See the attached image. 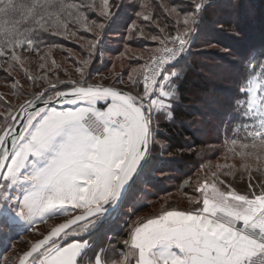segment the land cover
I'll return each instance as SVG.
<instances>
[{
  "label": "snow or ice",
  "instance_id": "obj_1",
  "mask_svg": "<svg viewBox=\"0 0 264 264\" xmlns=\"http://www.w3.org/2000/svg\"><path fill=\"white\" fill-rule=\"evenodd\" d=\"M210 6V0H174L168 10L175 16L174 32L151 36L158 45L127 80L117 75L110 84L90 83V52L75 68L79 80L42 76L38 79L47 83L27 93L30 98L5 104L0 235L18 239L16 229L23 224L37 238L24 241L27 250L15 257L0 256V264H264V48L244 57L229 110L217 128L227 151L243 161L247 192L229 182L234 164H217V171L198 180L193 207L180 209L166 201L157 212L138 215L151 204L134 187L149 172L154 153L161 159L166 152L172 155L159 139L160 126L175 119L182 62ZM124 9L143 21L153 19L148 0H101L99 5L0 0V58L9 69L22 67V52L56 47L46 39L64 35L70 25L102 33L105 23L89 20L86 12H98L106 22ZM129 33L131 39L143 30L133 22ZM98 43L90 42L89 48L94 51ZM25 75L31 87L38 86L37 78L26 70ZM18 86L15 81L13 95ZM253 167L260 174L256 180ZM156 173L166 175L163 167L152 170ZM120 220L124 239H94L102 230L107 236L109 226Z\"/></svg>",
  "mask_w": 264,
  "mask_h": 264
},
{
  "label": "trees",
  "instance_id": "obj_2",
  "mask_svg": "<svg viewBox=\"0 0 264 264\" xmlns=\"http://www.w3.org/2000/svg\"><path fill=\"white\" fill-rule=\"evenodd\" d=\"M87 2L99 5L101 0H87ZM123 2L127 3V0H123ZM137 2L142 3L143 0H137ZM173 2L174 0H148L150 5L149 11H151L153 16V19L149 21H143L137 18L132 9L121 10L116 17L106 22L103 21V18L99 16L98 12L93 13L88 11L85 14L89 16V20L95 19L98 23H105V28L102 33H99L95 28L92 31H87L82 27L70 25L64 35H52L46 39V44L56 45V47L49 48L42 46L38 54L26 52L25 58H22V67L14 66L9 69L8 64L0 58V98H2L0 105H2V103L5 104L4 92L10 93L9 98H14L19 95L28 97V95H26L27 93L36 91L40 88L39 86L47 83L46 80L38 79L39 77L47 76L48 80L55 81L58 74L61 81L74 79L73 74L76 72L75 68L79 66L80 62L78 57L74 55L75 53L81 54L82 58L87 59L89 53L92 52L91 63L87 70L91 74L89 78L92 77L94 71L104 69L106 64L111 66L110 64H112V61H103L95 51L98 52L100 49H103L110 54H121L120 49L112 50L104 46L105 36L112 28V24L121 21L119 18H124L125 21L123 22H127L126 24L122 22L121 26L123 25L125 32L128 34L129 25L133 22L143 30V35L134 33L133 38H129L125 43H127L131 49L138 50V53L143 51L147 53L149 49L152 53L154 48L158 45V42L151 39L152 35H165L174 32L173 22L175 16L170 15L168 11ZM228 2L224 0H210L211 6L204 15L202 26L207 25L210 27L209 30H211V25L214 26L215 23H218L221 27L235 28L237 32L245 37V43L242 44L239 52L235 54V57L241 59L247 54V48H249L248 54L250 50H253L246 45L249 41L248 35L252 33H257L259 36L260 34L264 35V29H262L260 33L261 28L264 27V2L263 0H247V7L243 3L240 5L236 4L235 7L228 5L230 9L227 8L226 10L228 11H224L223 5L228 4ZM236 2L238 3V1H234V3ZM247 9L252 10L256 15L253 17V15L248 14L246 11ZM224 15L225 17H223ZM209 30L207 32H209ZM214 31L211 30L208 35L211 34V36H216ZM76 39L82 40L84 44ZM97 39L100 40V43L96 45L93 51L89 48V43L95 42ZM257 40L258 39H256V41ZM244 44L246 45L245 48L243 47ZM258 49H260V47ZM132 54L135 56L134 53ZM41 56L44 57V60L40 59ZM124 56L125 55L122 54L121 57L124 58ZM135 58L139 57L135 56ZM135 58L133 59L130 55L127 56V60L125 61L129 65L131 64L132 67H125L122 69L124 73L128 72L127 69L131 68L132 70L133 67H135ZM191 58L194 59L192 54H188L184 57L187 63L182 62L183 69L181 72L183 73H181L179 98L175 106V119L170 123L162 122L160 126L161 131L159 139L164 141L165 147L172 155L166 157V155H168L166 152L161 159L158 156V152L154 153V159L150 165L149 172L141 181H138L134 187V191L140 193V195L146 193L153 195L154 198L152 197V200L154 201L174 192L177 198L179 194H181L180 198L190 196V193H193L194 195L192 196H195V198L199 196V193L195 191L196 186L193 187V181L199 177L197 172L201 168L206 172L212 165L216 166L217 164L222 165L228 163L229 165L234 164L235 167L239 166V168L243 169V161L239 156L233 157L232 154L227 151L228 145L224 143L222 134L218 135L217 133V128L223 118V114L229 110L233 92L236 87V81L239 77L240 71L238 70L239 65H237V60L239 59L229 60V66L222 65L224 67L226 66L224 69L225 73H221V65L217 66V68H213L214 66L210 67L209 73L213 74L215 77L210 79L198 72L194 63H190ZM53 60L55 61L54 68L51 67ZM141 60L142 59L139 58V65L143 62ZM41 64H44L45 68H41ZM186 66L190 67V69ZM185 67L187 71L184 72L183 70ZM25 70L28 75L37 78V87L33 88L30 86L31 82L28 81ZM218 79H220L219 81L221 83L216 82ZM76 80L79 79L77 78ZM15 81H19V86L15 89L16 95H13V84ZM211 82L213 84L212 86H210ZM231 86L232 90H230L231 94L228 103L219 102L215 99V96H210L213 94L212 90L217 92V87H224L225 91L229 92L228 89ZM60 87L65 88L66 85L61 84ZM191 88L200 90L199 94L196 93L197 95H194V93H190ZM59 106L62 105L60 104ZM203 107H209L211 110L207 109V111H204ZM196 123L197 125H195ZM159 167L165 169L166 175L161 176L159 173H156V175L152 174V170ZM252 173L253 180H256L260 175L255 171V167H253ZM167 176L170 181H173L172 186L167 183ZM232 178L233 181H238L240 179L243 181L249 180V176L244 172V169H238V171L234 169ZM185 181H188V183L185 184ZM256 187L259 188V185L257 184ZM148 188H153L154 191ZM166 201L163 200L162 205L165 204ZM175 201L177 200L171 198L167 202L173 205ZM193 206L194 205H191L190 207ZM112 235V240L121 241L126 236V230L118 228L114 232L115 236L113 235V237ZM116 235H118L119 239H116Z\"/></svg>",
  "mask_w": 264,
  "mask_h": 264
},
{
  "label": "rangeland",
  "instance_id": "obj_3",
  "mask_svg": "<svg viewBox=\"0 0 264 264\" xmlns=\"http://www.w3.org/2000/svg\"><path fill=\"white\" fill-rule=\"evenodd\" d=\"M224 1H227V2L229 1L228 4L223 5L224 11H228V10H226L227 8L230 9L228 5H231V7H235L236 4L240 5L243 3L246 7L248 6L247 0H233V1L232 0H224ZM234 1H238V3L237 2L234 3ZM263 2H264V0H263ZM263 6H264V4H263ZM246 11L248 14L253 15V17H254V15H256L255 13H253L252 10L247 9ZM223 14H225V13H223ZM223 17H225V15ZM119 20H121V21L112 24V28L109 30V32L105 36L104 46L111 48L112 50L120 49L121 54L120 55L110 54L103 49H100V51H98V52L95 51V53L99 57H101L103 59V61L104 60H105V62L112 61V64H110L111 66H109L108 64L105 63L106 65L104 66V69H101L99 71L98 70L94 71V74L92 75V77L89 78L90 83L102 82L104 84H110L114 81V79L117 75H120L125 80H127L128 75L131 74V68L127 69V71H128V72L126 71L127 73H124L122 71V69H124L125 67H132L131 64L129 65L125 61V60H127V56L130 55V57H133V59L135 58V56H137L139 58L142 57L143 59L141 61L145 62L148 60L149 56L152 54L150 49L147 52L148 54L144 51L141 53H138V50L131 49L127 45V43H125L126 41L129 40V34L130 33L128 34L127 32H125L123 25L121 26V23L123 21H125V19L119 18ZM217 21H220V20H217ZM126 23L127 22H123V24H126ZM211 26H212V29H211L212 31L216 30V31H214L216 36H214V35L211 36V34L208 35V33L211 31V30H209L210 27H208L207 25H203L201 27V30L194 37L192 45L186 53V55L192 54L194 59H196V60H194L193 58H191L190 63L191 62L194 63L196 69H198V72L202 75H205V77H209L210 79L214 77L213 74L209 73L210 67L214 66L213 68H217V66L221 65V67H222L221 73H225L224 69L226 66L224 67L222 65L229 66V64H230L229 60L239 59V58L235 57V54L237 52H239L242 44L245 43L244 42L245 37L242 34H240L239 32H237V30H235V28H233V27L232 28L231 27L230 28L221 27V26H219L218 23H215L214 26L213 25H211ZM262 29H264V27L261 28L260 33L262 32ZM208 30H209V32H207ZM248 37H249V41L246 44L248 47H250L251 49H256V50H258L259 47H260V49L263 48V45H264V35L263 34H260V36H259L257 33H252V34H249ZM256 39H258V40L256 41ZM77 41L83 43L82 40H77ZM209 44H211L212 46H209ZM246 45L244 44L243 47L245 48ZM248 49L249 48H247V54H245L243 56V58L237 60V65H239L238 66L239 71L241 68V63L244 60V57L246 55H248V51H249ZM25 53L26 52L22 53V58L23 57L25 58V56H26ZM132 53H134L135 56H133ZM122 54L125 55L124 58L121 57ZM74 55L78 57L79 61L84 60V58H82L81 54L75 53ZM186 55H185V57H186ZM139 58H135V62H136L135 64L136 65H135V67H133V69L138 68L140 66L138 64ZM184 62L187 63V60L184 59L183 63ZM186 67L183 70L184 72L187 71V68L190 69V67H187V68ZM95 69H98V68H95ZM181 73H183V72H181ZM73 75H74V77H73L74 79L80 78L79 74L76 72ZM219 80L220 79H218V81H216V82L219 83L220 82ZM212 85L213 84L211 82L210 86H212ZM232 86L228 89L229 92H226L224 87H217V92L212 90L213 94H211L210 96H212V97L215 96V99H217L219 102H222V103L227 102L228 103L230 100V94H231L230 90H232ZM191 87H192V85H191ZM39 90H40V88L37 89L36 91H39ZM199 91L200 90H198L197 88H195V89L191 88L190 93H194V95H197V94H199ZM4 95H5V98H4L5 104H6V102L8 103L11 101L10 103L12 105H17V104L21 103L22 101H24L25 99L30 98L29 96L23 97L20 95L15 96L14 98H9V95H10L9 92H7V93L4 92ZM12 97H13V95H12ZM7 100H9V101H7ZM5 104L2 103V105H0V112L5 111ZM62 106H64V105H62ZM203 106H206V105H203ZM203 109H204V111H207V109H210V108L209 107H203ZM195 125H197V123ZM168 156L169 155H166V157H168ZM226 164H228V163H226ZM235 169H236V171H238V169L243 170V169L239 168V166H236ZM214 171H217V168H216V166H213V165H212V167L210 166L209 169H207V171H206L207 173L205 171H203L202 168L199 169V171L197 172L199 177L193 181L194 182L193 187H195L197 185L198 180L202 181L206 174H208L210 176V173L214 172ZM235 175H236V173H235ZM166 181H167V183H169V185H171V186L173 185V181H170L168 179V176L166 177ZM229 182L232 184V187L235 188L236 190H238L242 193L247 192V184H248L247 180L243 181L242 179H240L238 181H233V178L231 176V177H229ZM148 189L154 191L153 188H148ZM180 195L181 194H179V197L177 198L176 193L174 192V193L169 194V195L167 194L166 196H164L165 198L164 197L159 198L158 200L154 201V200H152L153 195H149L148 193L143 194V195H141V197L146 202L150 203L151 207L140 211L138 213V215L139 216H147V215H151L152 213L157 212L160 209V207L162 206L163 200L166 201V199H167V201H169L171 198H174L177 200L173 204V206H175L176 208H180V209L190 208V206L193 205L190 203V201L195 198V196H192L194 194L190 193L189 194L190 196L183 197V198H180L181 197ZM59 219L60 218H58L57 220H49L47 222V224L38 225V227L41 231H43L47 227H49L50 225L57 223ZM25 227L26 226L22 224L16 229V232H18L20 234L18 239L6 241L5 238L2 235H0V256L6 254L9 257H15L17 255L18 251L27 250V245L24 243V241L35 240L37 238V236L32 231H25ZM118 228L119 229L123 228V230H124L122 220L117 221V222H115L109 226L107 236H105L104 230H102L101 233L99 234V236L94 238V239H99L102 243H107L108 239H112L111 238L112 233L114 235L115 230H117ZM13 235L15 236V233H13ZM116 237H117L116 239H119L118 235H116ZM9 242H11L14 245V247L12 249H8L6 247V244Z\"/></svg>",
  "mask_w": 264,
  "mask_h": 264
},
{
  "label": "crops",
  "instance_id": "obj_4",
  "mask_svg": "<svg viewBox=\"0 0 264 264\" xmlns=\"http://www.w3.org/2000/svg\"><path fill=\"white\" fill-rule=\"evenodd\" d=\"M102 103V102H101ZM65 107H68V106H57L58 109H61V108H65ZM74 107V106H73Z\"/></svg>",
  "mask_w": 264,
  "mask_h": 264
},
{
  "label": "water",
  "instance_id": "obj_5",
  "mask_svg": "<svg viewBox=\"0 0 264 264\" xmlns=\"http://www.w3.org/2000/svg\"><path fill=\"white\" fill-rule=\"evenodd\" d=\"M60 104H54V105H52V106H55V107H57V106H59ZM44 105L43 104H40V107H43Z\"/></svg>",
  "mask_w": 264,
  "mask_h": 264
}]
</instances>
